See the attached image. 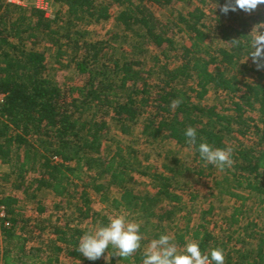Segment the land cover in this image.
<instances>
[{
    "label": "trees",
    "instance_id": "trees-1",
    "mask_svg": "<svg viewBox=\"0 0 264 264\" xmlns=\"http://www.w3.org/2000/svg\"><path fill=\"white\" fill-rule=\"evenodd\" d=\"M52 1L65 10L48 16L44 9L0 0V162L9 166L2 180L24 201L39 205L51 194L74 212L71 220L52 228L42 221L31 224L18 197L0 189V207L6 213L0 219V264H142L143 245L171 231L179 244L187 238L198 240L202 252L223 249L225 264H264V68L246 58L250 31L264 26V4L251 13L237 9L224 14L220 6L226 0H198L185 12L173 8L191 0ZM207 1L214 6L212 32L225 44L214 49L202 22ZM113 5L121 8L115 21L123 33L114 37L128 42L130 52L116 59L106 55L105 40H76L74 63L83 80L59 86L40 46L55 47L60 55L65 36L58 29L60 21L69 32L76 22L109 19ZM152 6L167 11L165 18ZM177 35L186 42L177 43ZM150 47L158 53L147 64ZM211 90L223 93L226 104H202ZM174 100L181 101L175 109ZM136 125L148 147L164 141L190 148L191 166L166 151L163 159L169 164H163L161 172H149L138 164V151L128 145L100 156L113 139L112 130L129 137ZM187 127L197 130L196 144L187 142ZM201 141L231 147L232 167L222 170L201 160ZM182 174L198 179L222 176L214 182L217 193L235 200L226 223L246 221L236 236L228 227L219 226L222 234L215 233L218 226L207 220L211 209L198 206L200 220H195L180 195L185 188L177 177ZM136 175L149 177L153 190L140 192ZM110 186L117 188L119 198L111 195ZM89 191L100 193L106 207L139 214L140 234L149 237L141 239L131 256L111 255V247L107 261H89L79 253L81 222L99 216ZM250 199L257 207L255 219L245 214ZM107 223L101 216L99 224Z\"/></svg>",
    "mask_w": 264,
    "mask_h": 264
},
{
    "label": "rangeland",
    "instance_id": "rangeland-1",
    "mask_svg": "<svg viewBox=\"0 0 264 264\" xmlns=\"http://www.w3.org/2000/svg\"><path fill=\"white\" fill-rule=\"evenodd\" d=\"M23 6H40L46 11L48 16H54L57 11L63 12L65 7L63 5H59L52 0H23ZM198 0H191L188 4L177 3L174 6V10L185 12L193 5H197ZM213 8L212 3L207 1L206 4H203V10L205 12V17L202 19V22L207 26L208 31V43L211 45L212 49L224 46L225 44L212 32V24H213ZM120 7L113 5L110 8L111 17L107 20L100 21L98 23H75V26L69 29L65 28L63 22L58 23V29L63 35L69 34V39H66L65 36L61 39V54L57 55L56 48L49 47L47 45H41L40 48L44 49L46 62L49 70V74L51 78L61 87L72 86L81 84L83 78L81 75L77 74L75 68V59L73 53V42L79 41L82 42L84 40L87 41H95V40H105L106 48L105 53L109 57L112 58H121L123 55L130 52L129 43L124 42L119 38L123 36L122 29L119 25H117L115 21V17L120 11ZM153 11L157 16L164 19L167 15V11H163L158 9L155 6H152ZM258 28V27H255ZM255 28L253 30H255ZM261 30V29H259ZM114 35H118V38H115ZM175 41L179 44L185 43L186 38L183 35H177L175 37ZM158 53V50L150 47L149 52L146 54L145 60L147 64L151 63V57ZM251 79V78H250ZM225 95L221 92H215L214 90L209 91L204 100L201 102L202 104L214 105L220 104L225 105L226 102L223 101ZM254 115V114H253ZM113 139L112 141H108L104 144L100 156L106 158L116 150L118 146L124 147L128 145L130 148H134L138 151L137 159L138 164L141 166L144 165L148 168L149 172H153L158 169L160 172L164 170L163 164H169L167 159H163V154L166 151H169V156H175L180 160H185L188 166H191V149L183 148L178 145L162 142V144H158L157 146L148 147L142 142V135L140 133V126L136 125L134 129V133L132 136L124 137L117 133V131L112 130L109 133ZM148 153L149 158L147 160L144 159V154ZM9 172V166L0 162V186L1 191L6 194L16 195L19 199L20 205L22 206V211L24 218L28 219L29 222L36 223L37 221H42L45 226L48 228H52V225L62 223L66 220H71L73 216L74 209L68 203L59 202L57 197H53V195L48 194L44 195L41 202L38 204L28 203L24 201L23 195L12 189L9 182L3 181L4 174ZM136 178L140 181V185L137 187L140 192H144L147 190H153L151 181L149 177L136 175ZM178 182L184 184L185 191L180 192L184 200H186L188 204V208H192L194 218L196 221L200 220L201 211H198V206L202 211L209 210V214L207 215V220L211 221L210 226L212 224H216L218 227L214 230L217 234H222V230L220 228H229L226 229L228 231H235L234 236L237 235L239 231H241V226L246 222L243 220L239 225H228L226 223L225 217L228 216L232 207L235 204V200L228 198L223 195H219L217 193V189L214 187L215 181H221L222 176H218L215 174L212 177L198 179L194 175L190 174H182L178 175ZM226 184V183H224ZM109 192L113 197L119 198L120 193L116 187L110 186ZM210 192L213 195H210ZM194 197V199H191ZM89 198L91 200V207L93 210L99 214L98 217L93 216L89 217L81 222V227L84 229V234L87 232L95 231L101 225L99 224L100 217L105 216L107 221L111 217L117 214H127L128 218L134 220L139 223V214L133 210H122V209H111L110 207H106V205L102 202V196L100 193L89 191ZM197 204V206H195ZM193 205V207H192ZM245 214L250 219L256 218V204H253L252 199L246 202ZM38 206L43 208L41 211L38 210ZM260 208V207H258ZM41 222V223H42ZM220 226V228H219ZM221 230V231H220ZM174 232H170L167 235L174 239V242L177 244L179 248H182L183 245L176 242L174 237ZM149 236L144 234L142 239H147ZM191 240L187 238V241ZM150 245V242L145 243L143 245V250L147 249ZM144 250V251H145ZM68 264H75V262H67Z\"/></svg>",
    "mask_w": 264,
    "mask_h": 264
},
{
    "label": "clouds",
    "instance_id": "clouds-1",
    "mask_svg": "<svg viewBox=\"0 0 264 264\" xmlns=\"http://www.w3.org/2000/svg\"><path fill=\"white\" fill-rule=\"evenodd\" d=\"M264 4V0H226L220 6V11L228 14L237 9L251 13L258 5ZM264 26L252 28L247 41V57H251L257 68H264ZM234 45L239 44L233 40ZM180 100H174L172 108L180 104ZM189 144L197 143V130L187 127L184 132ZM197 151L200 159L206 164L214 165L220 169L231 168L233 165V149L231 147H213L206 141L198 144ZM142 236L140 224L128 218V215L117 214L111 217L107 224H102L95 231L87 232L81 236L78 242L79 253L89 261H96L107 255L109 247L114 249L111 255L127 258L141 247ZM142 264H225V253L221 248H213L208 252H202L198 240H188L182 248H179L174 239L166 234H161L153 239L143 253Z\"/></svg>",
    "mask_w": 264,
    "mask_h": 264
},
{
    "label": "built area",
    "instance_id": "built-area-1",
    "mask_svg": "<svg viewBox=\"0 0 264 264\" xmlns=\"http://www.w3.org/2000/svg\"><path fill=\"white\" fill-rule=\"evenodd\" d=\"M6 1L12 4L24 5L23 0H6ZM37 7L43 9V7H40V6H37ZM2 102H3V94H0V105L2 104ZM5 218H6V213L3 207H0V219H5Z\"/></svg>",
    "mask_w": 264,
    "mask_h": 264
},
{
    "label": "crops",
    "instance_id": "crops-1",
    "mask_svg": "<svg viewBox=\"0 0 264 264\" xmlns=\"http://www.w3.org/2000/svg\"><path fill=\"white\" fill-rule=\"evenodd\" d=\"M53 197H55V196H53Z\"/></svg>",
    "mask_w": 264,
    "mask_h": 264
}]
</instances>
